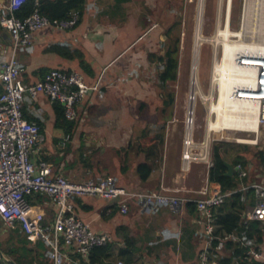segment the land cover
I'll use <instances>...</instances> for the list:
<instances>
[{
  "label": "built area",
  "instance_id": "1",
  "mask_svg": "<svg viewBox=\"0 0 264 264\" xmlns=\"http://www.w3.org/2000/svg\"><path fill=\"white\" fill-rule=\"evenodd\" d=\"M0 6V28L9 36L11 55L0 67V233L5 234L19 227L33 241H41L46 248L45 256L52 264H66L72 256L87 262L90 252L106 246L111 238L106 233H96L89 224L74 214L73 202L81 198H98L110 201L120 215H127L132 205L142 213L153 214L162 208L181 210L192 204L196 213V223L203 228L206 237L198 255L199 264H221L215 258L222 254L227 243H237L246 247V230L251 222H264V172L255 174L250 164L237 163L232 167L238 184L235 189L222 192L216 182L206 181V185L194 193L195 196H179L168 192L131 191L117 184L113 178H92L74 182L64 175L53 174L43 162L35 159L43 142L41 127L36 122L24 119L22 105L25 96H44L49 102L58 103L66 120L74 121L77 109L97 85H88L82 73L51 69L37 82L22 81L23 69L19 65L17 51L31 46L34 35L42 31L67 32L73 30L80 19L77 11L67 18L50 20L36 8L28 17L19 19L14 12L27 0H3ZM41 0H35V6ZM224 4L225 23L230 29V17L234 0H218ZM253 0H242L240 31L243 40L253 46H261L253 58L258 65L252 66L258 77L256 90L260 98L258 123L256 128L236 133L231 138L237 145L264 147V0H260L258 23L260 34L252 33ZM250 11V12H249ZM227 16V19H226ZM224 21L217 23V29ZM235 39L233 41H239ZM207 144V145H206ZM182 169L191 163H203L208 170L213 168V158L208 142L198 145L193 141L191 131H187L182 142ZM233 195H239L243 205L239 227L236 233L215 234L220 230L217 211ZM46 198L53 209L51 222L45 221V213L35 209L30 199ZM214 244V246H213ZM213 246V247H212ZM213 258L214 260H212ZM246 260L264 264V247H251ZM116 264H123L121 261Z\"/></svg>",
  "mask_w": 264,
  "mask_h": 264
},
{
  "label": "crops",
  "instance_id": "2",
  "mask_svg": "<svg viewBox=\"0 0 264 264\" xmlns=\"http://www.w3.org/2000/svg\"><path fill=\"white\" fill-rule=\"evenodd\" d=\"M152 4L153 0H84L79 22L73 30L38 32L31 46L17 51L16 57L23 69L21 79L25 83L33 84L42 77V72L59 69L78 71L83 74L88 85H97L96 91L91 92L80 105L79 117L83 118L77 119L71 137L56 125L53 104L44 96L24 98V119L38 122L43 135L35 159L45 163L53 174L64 175L69 179L66 172L78 166L79 160L74 155L76 135L92 131L103 133L109 143L107 148L113 151L119 150L125 142L129 145L126 140L129 135L124 131L130 125L125 119L126 107L140 101L148 89L142 79L139 80V76L132 74L125 65L126 59L134 55L130 53L134 46H150L153 42L150 35L156 14ZM2 5L4 1L0 0ZM161 41L162 37L159 38ZM57 43L80 50L91 75L80 70L77 60H65L45 51L48 46ZM10 55L9 36L0 28V67ZM141 89L145 90L144 93ZM104 111L109 116L105 119L106 125L101 123L104 121L101 118ZM89 112L99 116L98 123H89L84 119ZM65 141L70 144V152L59 163V172L56 173L53 163L43 159L61 157L58 144ZM181 154L182 146L180 151L168 150L163 156L159 144H151L135 152L138 162L128 163L127 168L119 169L113 177L107 178L115 179L118 185L131 191L168 192L193 197L204 186L189 189L182 182V173L188 172L192 163L188 169L183 170ZM140 164H146L150 170L145 181H141L137 173ZM257 174L255 172V176ZM130 181L134 183L132 188L128 185ZM30 201L36 211L39 208L45 213L46 223L52 221L53 209L46 198L36 197ZM73 205L74 214L89 224L94 232L106 233L111 238L107 244L106 258L101 259V264H116L118 261L123 264H199L198 255L206 237L203 228L196 223L195 209L191 204L184 205L177 212L162 208L153 214L142 213L137 206L132 205L125 216L120 215L117 209L113 212L110 201L98 198L76 199ZM6 235L0 233V242ZM93 259L98 264L99 259ZM86 263L80 257L72 256L66 264Z\"/></svg>",
  "mask_w": 264,
  "mask_h": 264
},
{
  "label": "rangeland",
  "instance_id": "3",
  "mask_svg": "<svg viewBox=\"0 0 264 264\" xmlns=\"http://www.w3.org/2000/svg\"><path fill=\"white\" fill-rule=\"evenodd\" d=\"M153 2L152 6H154L156 14L152 20L153 31L150 35L153 42L150 46L141 44L134 46L130 53L134 54L135 58L134 55L132 58H127L125 65L132 74L139 76V80L142 79L144 86L148 89L146 95L143 94L140 97V101H137L135 105L127 106L125 110V119L130 122V125L124 129L125 133L129 135V138L126 139L129 141V145L126 142L123 143L120 150L127 151L124 163L126 167L128 163L138 162L139 159H136L135 152L147 148L150 144H159L163 156L168 150L180 151L183 137L187 132L188 121H191L190 131L193 141L198 145L205 143L206 126L209 119L207 107L209 102L216 98L215 85H212L211 68L213 60L218 58L220 53V45L215 46L214 39L216 38L217 23L224 21L226 30L222 34L228 30V24L223 18V1L219 6L218 0H203L199 25L202 42L199 47L195 74L200 93L196 94L192 111L188 113L200 0H153ZM218 7L221 13L219 22ZM241 12L242 0H234L230 17V34L233 37L239 36ZM168 29H171L170 37L164 35ZM160 36L163 40L161 42H159ZM176 38L180 40L176 79L173 82H167L166 86L161 89L156 80L155 65L149 62L148 55H162L164 51L161 50V44H168ZM222 38L227 39V36ZM141 91L144 93L145 90L141 89ZM89 113L84 119L89 123H98L99 116L92 112ZM101 118L104 119L101 123L106 125L105 119L109 118L108 112L104 111ZM213 135L211 134L207 141L211 156L214 145L221 144L220 152L223 157L232 160L237 155H243L255 172L263 174L264 166L256 165L253 159L254 153L264 149L263 146L237 145L231 141V138L236 136V133L232 132L224 134V137ZM82 139H85V142H82ZM74 142V155L79 161L73 171L66 172L65 175L69 179L81 182L90 178L113 177L114 173L120 169L116 151L107 148L109 143L105 140L103 133L97 134L93 131L92 133H82L81 136H75ZM244 146L245 148H243ZM80 156H82L81 161ZM191 165L188 172L182 173V182L189 189H199L200 186L206 185L208 169L203 163L196 162ZM193 176H195L194 180ZM254 176L255 174L252 179L255 178ZM128 185H131L132 188L134 183L130 181Z\"/></svg>",
  "mask_w": 264,
  "mask_h": 264
},
{
  "label": "trees",
  "instance_id": "4",
  "mask_svg": "<svg viewBox=\"0 0 264 264\" xmlns=\"http://www.w3.org/2000/svg\"><path fill=\"white\" fill-rule=\"evenodd\" d=\"M83 4L84 0H41L36 7L35 0H27L19 10L14 12V16L19 19H24L38 8L40 14L46 16L50 20H60L67 18L72 11H77L81 16ZM164 35L170 37L171 29H168ZM179 43V38L172 40L168 44L162 43L161 50L164 51L162 55H148L149 62L155 65L157 71L156 80L161 89L166 86L167 82H173L176 79ZM45 51L47 53L55 54L65 60H77L80 70L91 75V70L84 60L83 53L80 50L72 49L64 43H57L48 46ZM44 74L45 73L42 72V76ZM53 109L56 125L63 128L66 135L71 137L76 127L77 119H79L78 110L80 108L77 109V117L74 121H68L65 119L60 104L53 103ZM36 123L40 126L38 122ZM220 146L221 144H215L212 148L214 166L208 171V181L218 183L222 192H228L236 188L238 181L234 174L232 176L226 175V163H229L233 167L237 163L243 165L248 164L249 161L243 155H237L232 160H228L221 155ZM58 147V152L62 153L61 157L55 159H43L44 161L53 163L56 173L59 172V163L70 152V144L65 141L59 143ZM243 148H245V146ZM116 154L119 159L120 169L123 170L127 168L124 164L126 162L127 151L119 149L116 150ZM253 159L255 160L256 165L264 166V149L256 151L253 155ZM149 171L150 170L146 164H140L137 166V173L139 174L141 181L147 179ZM243 208V205L239 202V195H233L227 200V202L219 207L217 211V222L220 226V230L215 234L235 231L236 233L239 232L241 230L239 227L240 213ZM113 209V212H115L116 208L113 207ZM244 242L246 243V247L240 246V244L237 243H227L222 254L217 256L215 260L221 264H260L257 261H248L245 258L249 248L255 247L257 249L259 247H264V222H251L246 230V238ZM45 251L46 248L41 241L31 240L19 230V227L10 230L6 235V238L0 242V252L15 264H51L44 255ZM106 251L107 245L93 249L90 252L86 264H95L94 257L99 259L98 264H101V259L106 258ZM211 259L214 260L213 258Z\"/></svg>",
  "mask_w": 264,
  "mask_h": 264
},
{
  "label": "bare ground",
  "instance_id": "5",
  "mask_svg": "<svg viewBox=\"0 0 264 264\" xmlns=\"http://www.w3.org/2000/svg\"><path fill=\"white\" fill-rule=\"evenodd\" d=\"M202 1L200 0L198 10L188 113L192 111V104L195 101L196 94L200 93L195 74L198 65L199 47L202 42L199 33ZM220 2L218 3L219 6ZM259 4L260 0H253V13L249 15L252 16V20L248 18L247 22V25L253 26L252 33H258V35L261 29L258 23ZM220 16V8L218 7V22L220 21ZM223 18H225V15H223ZM216 30L215 46L220 45V53L219 57L213 60L211 68V79L212 85H215L216 98L209 102L207 107L209 119L206 126V142L211 134L224 137V134L228 132L238 133L254 130L258 123V105L256 100L260 98V95L254 92L258 84V77L254 67H252L258 65V63L252 58L254 57V52L259 51L261 46H253L251 43L244 41V30H238V37L231 36L229 28L225 34H222L226 30L225 25L220 30ZM221 36H227V39H223ZM238 38L240 39L239 41L232 40ZM190 126L191 121H188V132L190 131Z\"/></svg>",
  "mask_w": 264,
  "mask_h": 264
},
{
  "label": "water",
  "instance_id": "6",
  "mask_svg": "<svg viewBox=\"0 0 264 264\" xmlns=\"http://www.w3.org/2000/svg\"><path fill=\"white\" fill-rule=\"evenodd\" d=\"M226 169H227L226 175L232 176L233 170H232V166L229 163H226ZM0 264H15V263L0 252Z\"/></svg>",
  "mask_w": 264,
  "mask_h": 264
}]
</instances>
